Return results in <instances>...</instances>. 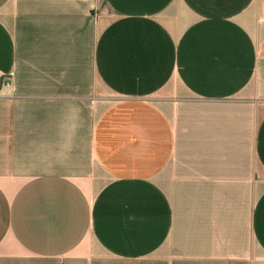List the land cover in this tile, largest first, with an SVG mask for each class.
I'll use <instances>...</instances> for the list:
<instances>
[{"label":"crops","instance_id":"0c3cea01","mask_svg":"<svg viewBox=\"0 0 264 264\" xmlns=\"http://www.w3.org/2000/svg\"><path fill=\"white\" fill-rule=\"evenodd\" d=\"M0 264H264V0H0Z\"/></svg>","mask_w":264,"mask_h":264}]
</instances>
